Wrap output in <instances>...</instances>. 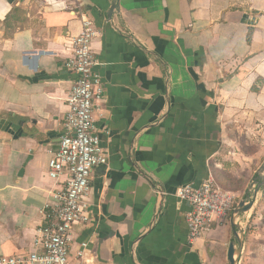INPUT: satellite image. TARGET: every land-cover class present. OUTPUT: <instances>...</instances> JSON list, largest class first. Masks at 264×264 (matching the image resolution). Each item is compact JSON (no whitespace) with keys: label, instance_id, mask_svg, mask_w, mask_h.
<instances>
[{"label":"crops","instance_id":"obj_1","mask_svg":"<svg viewBox=\"0 0 264 264\" xmlns=\"http://www.w3.org/2000/svg\"><path fill=\"white\" fill-rule=\"evenodd\" d=\"M82 16L99 30L106 92L94 118L109 163L93 173L71 264H229L231 225L191 242L190 207L174 195L212 174L243 201L263 166L252 170L258 147H240L244 106L264 111V0H0V257L33 251L64 188L49 161L76 78L65 44Z\"/></svg>","mask_w":264,"mask_h":264},{"label":"built area","instance_id":"obj_2","mask_svg":"<svg viewBox=\"0 0 264 264\" xmlns=\"http://www.w3.org/2000/svg\"><path fill=\"white\" fill-rule=\"evenodd\" d=\"M98 36L96 23L82 16L81 33L65 44L66 68L76 78L67 99L69 111L60 149L52 154L48 172L55 181L64 177V188L54 193L52 201L46 204L45 224L35 238L33 251L16 257L2 256L0 264H71L74 228L92 221L89 201L92 176L96 168L109 163L94 118L106 92L104 79L96 71L94 41ZM174 196L190 207L185 219L191 242L216 226L228 225L239 204L235 195L224 190L212 174L199 187L192 184L180 187ZM87 246L82 244L80 260Z\"/></svg>","mask_w":264,"mask_h":264},{"label":"rangeland","instance_id":"obj_3","mask_svg":"<svg viewBox=\"0 0 264 264\" xmlns=\"http://www.w3.org/2000/svg\"><path fill=\"white\" fill-rule=\"evenodd\" d=\"M244 107L249 111L250 119H247L243 126V131L246 135L243 137H248L245 138V141L248 140L249 137H251V140L248 142L250 146L249 144L246 145V142L242 140L241 147H239L244 148L246 151H248L249 147H252L253 151L255 152L256 150L254 148H259V153H255V155H257V159L252 166V170H254L257 167L260 168L264 164V144H262L258 135V133L264 134V111L261 113L246 106ZM234 108L236 111H238L239 106ZM238 123L242 126L241 122ZM261 148L262 150H260ZM261 190L263 191L264 188ZM235 197L239 203L243 198V196H239L238 198V195H235ZM257 201H259V203L257 207L251 212V215L248 217L243 216L239 221L246 235L244 253L241 257L240 264H264V196H258ZM228 225L231 224L229 223Z\"/></svg>","mask_w":264,"mask_h":264},{"label":"water","instance_id":"obj_4","mask_svg":"<svg viewBox=\"0 0 264 264\" xmlns=\"http://www.w3.org/2000/svg\"><path fill=\"white\" fill-rule=\"evenodd\" d=\"M262 188H264V164L257 171L256 177L250 182L246 199L241 201L232 212L230 223L234 233V240L229 247V264H240L246 235L239 221L243 216L251 212Z\"/></svg>","mask_w":264,"mask_h":264},{"label":"trees","instance_id":"obj_5","mask_svg":"<svg viewBox=\"0 0 264 264\" xmlns=\"http://www.w3.org/2000/svg\"><path fill=\"white\" fill-rule=\"evenodd\" d=\"M251 33H252V30H251ZM249 42H251V34H250V36H249ZM261 182V181H260Z\"/></svg>","mask_w":264,"mask_h":264},{"label":"clouds","instance_id":"obj_6","mask_svg":"<svg viewBox=\"0 0 264 264\" xmlns=\"http://www.w3.org/2000/svg\"><path fill=\"white\" fill-rule=\"evenodd\" d=\"M246 199V198H245ZM257 202V201H256ZM230 222H231V219H230ZM231 224V223H230Z\"/></svg>","mask_w":264,"mask_h":264}]
</instances>
